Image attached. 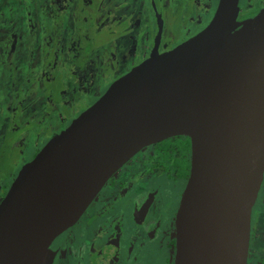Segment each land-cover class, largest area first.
Instances as JSON below:
<instances>
[{
	"label": "water",
	"instance_id": "water-1",
	"mask_svg": "<svg viewBox=\"0 0 264 264\" xmlns=\"http://www.w3.org/2000/svg\"><path fill=\"white\" fill-rule=\"evenodd\" d=\"M153 53L25 165L0 203V264H53V241L144 147L192 140L176 264H247L264 178V8L220 0L196 36Z\"/></svg>",
	"mask_w": 264,
	"mask_h": 264
},
{
	"label": "flooded vegetation",
	"instance_id": "flooded-vegetation-1",
	"mask_svg": "<svg viewBox=\"0 0 264 264\" xmlns=\"http://www.w3.org/2000/svg\"><path fill=\"white\" fill-rule=\"evenodd\" d=\"M10 1L8 7L7 0H0V169L11 149L16 154L25 152L28 159L15 174L11 171L0 177V203L22 168L106 93L88 106L80 98L90 86L91 76L82 74L89 66V55L104 51L110 65L108 78L124 71L115 82L150 57L159 34L152 0L147 2L155 17L153 29L131 7L133 0ZM153 1L163 18L159 45L163 53L205 29L220 0H177L176 21L196 30L173 43L166 41L164 0ZM239 6L238 21L243 22L264 8V0H240ZM105 34L108 37L103 39ZM120 43L131 44L124 51L123 67L111 56ZM10 72L15 75L12 85ZM58 74L63 75L61 84L75 96L74 103L68 100L69 111L78 109L79 113L72 119L73 112L60 114L53 122V108L46 105L42 110V93L44 84L57 80ZM45 99L51 105L48 94ZM49 122V127L61 128L51 129L42 140ZM11 134L15 141L10 146ZM19 141L24 143L20 149L15 148ZM192 157L188 136L144 147L107 181L77 223L53 241V264H176L177 218ZM247 264H264V178L253 206Z\"/></svg>",
	"mask_w": 264,
	"mask_h": 264
},
{
	"label": "rangeland",
	"instance_id": "rangeland-1",
	"mask_svg": "<svg viewBox=\"0 0 264 264\" xmlns=\"http://www.w3.org/2000/svg\"><path fill=\"white\" fill-rule=\"evenodd\" d=\"M176 1L177 0H173L172 2H169L167 0H164V3H163L164 15H165V26H166V41L168 43L176 42L180 36H184L187 33L192 34L194 32V30H196V27H194L192 29H185V28H183L185 26V23L183 21H176V18L174 16H177L180 13V11L179 12L177 11L178 10V4ZM214 1H216V0H214ZM10 5H11V1L7 0V6L10 7ZM133 5L140 12L139 16L141 17V20L142 21L143 20L149 21V24L151 25V27L153 29L155 27V21H154L155 17L152 14V11H151L152 9L150 7V4L147 2V0H133L131 7H134ZM148 15H150V16L148 17ZM206 21L207 20H205V22ZM182 28H183V30H180ZM107 37H108V34H105L103 39H105ZM130 46H131V44L120 43L118 45L119 50L115 54H111L112 59L115 61L117 66L123 67V61L126 58V53L124 51L127 50ZM95 51H97V50H95ZM95 51L92 53V56L89 55V59H88V61H90L89 66L84 71V73H82L84 76H86V75L91 76V78L89 79L90 86L88 88H85L87 91V95L86 96L81 95V97H80L81 100L85 101L84 104H86V106L92 104L94 101H96V99H99L107 91V89L111 86V84L114 82V80L124 73L123 70H120L118 72V74H116L114 77L108 78V76H107L108 70L107 69L110 67V65L108 62H106V58H105L104 53H103L104 51L103 50H100L97 52H95ZM91 52L92 51H90V53ZM90 56H91V59H90ZM80 62H81V60H80ZM9 77H10V83L12 85L14 83V80H15L14 73L10 72ZM62 77H63V75L58 74L57 80L44 84V89H43V93H42L43 94L42 110H45L46 105L53 108L52 109V110H54V113H53L54 115L52 118L53 122L58 120V118H55V117H59L60 114L67 116L73 112L69 117L70 119H72L75 117V115H77L79 113L78 109H76L75 111H72V112L69 111L70 102L68 100H70L72 103H74V99H75L74 97L75 96L72 97L70 95V92H69L70 88L67 85L61 84ZM63 87H65V88H63ZM46 94H48L50 96V103L52 102L51 105L45 99ZM50 123L51 122L48 123L46 131L43 132L44 135L42 136V140H45L44 138H46L48 136V133L51 132V129H58L59 130V128H61L60 126L58 128L53 124H51L52 127H49ZM31 139L34 142L33 135L31 136ZM14 141H15V134H11L10 139H9V145L11 146L14 143ZM23 144L24 143L22 141H19L16 144L15 148L20 149V148H22ZM11 151L12 152L10 154H7L5 156V162L2 164L4 169L2 170L3 167L0 169V177H3L5 175V173L11 172V171H13L15 174L17 172L18 168H20L21 165H24L27 162L28 155H26L25 152H23V151L20 152V150H19L16 154L15 149H11Z\"/></svg>",
	"mask_w": 264,
	"mask_h": 264
}]
</instances>
